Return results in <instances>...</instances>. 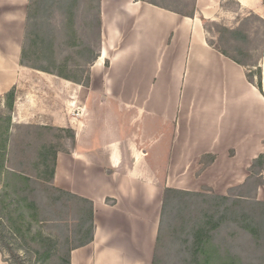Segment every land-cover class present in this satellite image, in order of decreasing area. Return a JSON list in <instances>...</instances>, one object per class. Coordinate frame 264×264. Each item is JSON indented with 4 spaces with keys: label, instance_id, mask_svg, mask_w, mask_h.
Masks as SVG:
<instances>
[{
    "label": "crops",
    "instance_id": "0c3cea01",
    "mask_svg": "<svg viewBox=\"0 0 264 264\" xmlns=\"http://www.w3.org/2000/svg\"><path fill=\"white\" fill-rule=\"evenodd\" d=\"M228 1L195 0L188 17L144 0H100L87 85L25 66L30 0H0L1 114L15 92L10 125L0 119V150L14 126L75 135L58 153L54 185L94 203L95 234L71 264H152L165 188L227 197L245 185L264 153V56L261 91L247 77L254 65L211 46L207 23H231L244 10L264 19V0H236L233 14ZM258 194L264 200V187Z\"/></svg>",
    "mask_w": 264,
    "mask_h": 264
},
{
    "label": "trees",
    "instance_id": "16d2710c",
    "mask_svg": "<svg viewBox=\"0 0 264 264\" xmlns=\"http://www.w3.org/2000/svg\"><path fill=\"white\" fill-rule=\"evenodd\" d=\"M49 1L51 3V7H53L56 0ZM95 1H97L98 10L95 21L97 24V38L100 44V0ZM144 1L188 17H193L196 11V8L194 7L192 12L186 13L184 10L173 6L171 2L167 0H162L161 2L158 0ZM46 2V0H30L29 2V15L27 18L22 63L27 67L57 75L76 83H81V78L79 79L76 76H69L64 72L66 71L65 65H60L59 69L57 68L58 61L56 59L57 56L54 46L55 40L53 39V36L49 34V31L43 33L44 30L39 28L40 33L38 32L34 34L30 32L29 28L33 26L32 22L30 21V19H32L30 15V8L35 6V12H38L39 14H47L50 12L51 8L43 7ZM58 2V5L61 8V14H63L65 18L64 22L66 23L64 32L67 34L65 35L66 40L63 43L69 48L78 47L79 42H77V29L75 24V6L77 4V0H66V2L59 0ZM252 16L253 18L251 19H255L256 21L264 24V19L262 17L258 16L257 14H252ZM47 23L49 22L47 21ZM217 25L219 32L218 40L220 45L218 42L214 43L210 41L211 46L215 47L228 57H231L239 64L246 65L247 62L243 59L247 58L245 55L246 52L244 51V46L239 45V43L241 41L246 43L249 36L245 30H242V24L234 29L227 28L219 24ZM82 45H84V43ZM227 47H233L235 49L234 55L229 53ZM91 49V45L88 44L83 49V52H86L85 56L82 55L81 51L79 52L82 56V61H84L87 66L92 64L98 57L97 53H91ZM31 55L37 57L38 59H42L43 63H38L37 59L36 63H34L35 59L33 62H29L28 59L29 57H32ZM44 63H46V65ZM60 68H63V70H60ZM252 76L256 77V81L255 77L253 78ZM247 77L249 81L256 83L257 87L263 91V76L262 69L260 67L255 75L247 74ZM84 83L88 85L89 80L88 82L84 81ZM6 98L7 108L10 112H12L14 108L15 92L11 91ZM6 122L9 126L11 123L10 116L7 117ZM48 128L49 127L40 128L39 130L41 132L39 135H45L44 131L48 130ZM59 131L67 133L74 143L75 135L70 130L60 129ZM9 136L10 135L8 133L5 134L4 138L6 145L0 150V184H4L5 188H9L11 187V184H13L12 186L17 189L22 183L24 186L20 188H22V190H26L28 187H30L29 184L36 179L37 182H43L44 180L46 183H50L52 185V190L57 193L55 197L56 200L54 202V210H72L73 212V221L76 222L74 230V240L76 245L63 252V247H65L67 243L65 245L62 244L60 238L57 236L56 238L42 237V242L40 244L41 248L36 251V254L38 255V258L44 263L49 261L51 264H71V252L75 249L91 244L94 240V203L89 199L64 191L54 185L57 156L59 153V151L55 149V146L48 144L41 145V148L38 152L40 160L35 163V167L38 170V174H36V176L28 175L27 173L16 168L18 170L17 171L15 170V167L9 166V160L7 157L9 150ZM249 171L251 175L248 177L245 185L240 188H236V195L232 196L233 191H231L230 196L227 197L218 195L210 197L214 198L216 201L218 200L219 204H217V206H213L212 208H201L203 216L202 218H187L185 215L181 214L182 212H185L184 210L179 211V215L177 216L179 217L180 231L182 233L181 235L186 236L185 244L188 245V250H191V253L194 256L193 261L195 264H241L242 260L235 257L233 252H231V249L223 252L221 247L215 244V240L218 239V236H221L223 233H227L229 237L230 235L231 237H237L238 235L242 236V238L244 237V246L246 247L245 254H249L250 257H248V259H250V262L248 263V259H245L243 264H264V202L256 198V192L258 191L259 187L264 185V179L261 175L264 173V153L260 154L256 159L253 160ZM34 191L35 190H31V192ZM28 195L29 194L22 195L21 200L16 202V205H19L18 210L20 211L24 210L25 208L34 210L30 215L29 220L26 221L32 223L34 220H38L35 219V211H39L40 208L36 206V201L28 199ZM179 195L204 196L201 193L186 192L172 188L164 189L160 230L152 264H167V262H165V260H163L164 258L161 256L163 222L168 209L172 207L173 210H178L179 204L176 202V196ZM71 202H73V204H71ZM2 204L3 200L0 199V237L2 238L3 242V246H0V250L4 249L10 253L11 257L15 260L13 264H26L24 260L21 259V257L15 252L13 246L7 240H5V235L3 234L5 226V213L4 210L1 209ZM213 209L216 210L214 215L209 212ZM20 220H23L22 214H20L18 218H13L12 221L10 220L11 231H13L15 235L19 236H22L25 232L30 233L31 228H28L26 231L23 230V228L30 227V225L25 226V224H19L21 223L19 222ZM53 221L56 222V218H54ZM39 235L41 236V234ZM66 239V242H68L70 238L67 236ZM46 241H48L51 246ZM53 251H57L54 255L58 254L59 261H51V257H53Z\"/></svg>",
    "mask_w": 264,
    "mask_h": 264
},
{
    "label": "rangeland",
    "instance_id": "374dc122",
    "mask_svg": "<svg viewBox=\"0 0 264 264\" xmlns=\"http://www.w3.org/2000/svg\"><path fill=\"white\" fill-rule=\"evenodd\" d=\"M46 1L47 2L43 7L51 8L50 12L47 14H39L38 12H35V6L30 8V15L32 18L30 19V21L33 25L29 28L30 32L34 34L38 33L39 28L41 30H44L43 33L49 31V34L53 36V39L55 40L54 46L57 56L56 59L58 61L57 68L59 69L60 65H65L66 71L64 72L69 76H76L79 79L81 78L82 81H90V65L87 66V64L82 61V56L79 52L81 51L82 55L85 56L86 52H83V49L88 44H90L92 47L91 53H98L99 51L100 46L99 40L97 38V24L95 21V17H97L98 14L97 1L77 0V4L75 6V24L77 29V42H79V46L73 48H69L63 43L66 40L65 35L67 33L64 32L66 23L64 22L65 18L63 14H61V8L58 5L59 0L55 1L53 7H51V3L49 0ZM158 1L161 2L162 0ZM167 1L171 2L173 6L184 10L186 13H190L194 10V7L196 8L195 0ZM62 2H66V0H62ZM223 8L225 9V12L229 13H239L240 10V6L236 0H230L226 2ZM244 11L245 12H240V15L238 16L233 15V18L236 19L231 20V23H228L226 20H221L219 22H208L207 29L209 31V40L214 43L218 42L220 45V42L218 40L219 32L217 29V24L231 29L237 28L242 24V30H245L249 37L246 43L244 41H241L239 45L244 46V51L246 52L245 55L247 56V58L243 59L247 62L248 65H254L247 68L248 73L251 75H255L260 67L259 65L261 64L260 59L264 56V24L256 21L255 19H251L253 18L252 14H255L254 12H250V14L247 15L249 12L247 10ZM47 21L49 23H47ZM83 43L84 45H82ZM227 50L231 55H234L235 49L233 47H227ZM34 59V63H36V59L38 63H43L42 59H38L35 56L29 57L28 60L29 62H33ZM44 64L46 65V63ZM60 70H63V68H60ZM252 77L254 78L255 76ZM76 112L77 114L79 113L78 111ZM9 115H11V112L9 110H4L3 114L0 113V119H7ZM40 128L46 127L40 125H30L16 127L14 126V128H12V132L9 134L10 136L8 139L9 150L7 153V157L9 160V166L15 167V170H21L28 175L36 176V174H38V170L35 167V163L40 160L38 152L42 144L55 146V149H57L59 152L71 150L73 141L70 139L67 133L60 132V128L49 127L48 130L44 131L45 135L43 134L41 136L39 135L41 132L39 130ZM85 150H87V148H85ZM89 153L92 154L93 157H96V159H98L96 151L91 150ZM163 154L161 156L162 161L158 162V168H160V170L164 167ZM250 175L251 174L249 171L248 177ZM261 175L264 179V173H262ZM12 185L13 184H11V187L9 188H5L4 184H0V199L3 200L1 209H3L5 213V226L3 231L5 240H7L13 246L15 252L21 257V259L24 260L26 264H51L49 263V261L44 263L42 260H40L38 258V255L36 254V251L41 248L40 244L42 242V237L56 238L57 236L58 238H60L62 244L65 245L67 243L65 247H63L62 245L63 252L68 248L76 245L74 240V230L76 222L73 221V212L72 210H54V202L56 200L55 197L57 193L52 190V185L50 183H46L44 180L43 182H37L35 179L29 184L30 187H28L26 190H22V188H20L24 186L22 185V183L21 186L19 185L17 189ZM261 187H264V185ZM31 190L35 191L31 192ZM258 192L259 189L256 192L257 199L259 195ZM24 194H29L28 199L36 201V206L40 208L39 211H35V219L38 220H34L32 223L26 221L29 220V217L34 210L25 208L24 210L20 211L18 210L19 205H16V202L21 200V196ZM201 194L205 195L176 196V202L179 204L178 210H173L171 207L166 212L163 222L161 256L162 258H164L163 260H165L167 264H195L193 261L194 256L192 255L191 250H188V245L185 244L186 236L184 235V237L181 235L182 233L180 231V222L177 215H179L180 210H184L185 212H182L181 214L185 215V217L187 218H202L203 216L201 208H212L213 206H217V204H219L218 200L216 201L214 198H210L214 197L215 194ZM234 195H236V189H233L232 196ZM260 201L264 202V200ZM71 204H73V202H71ZM216 210L213 209L209 212L214 215L216 213ZM20 214L23 215V220H20L19 222L21 223L19 224H25V226L30 225V227H25L23 228V230L26 231L28 228H31L30 233L25 232L22 236L15 235V233L10 229L11 221L13 220V218H18ZM54 218H56V222L53 221ZM39 234H41V236ZM67 236L70 238L68 242H66ZM243 238L239 235L237 237H231L230 235L229 237L227 233H223L221 236H218V239L215 240V244L220 246L223 252L231 249V252H233L234 256L240 258V260H242L241 264H243L244 260H247L248 257H250L249 254H245L246 247L244 246ZM46 242L51 246L48 241ZM0 246H3L1 237ZM1 252L5 263L13 264L15 260L11 257L10 253L4 249H2ZM56 252L57 251H53V257H51L52 262L59 261L58 254L54 255ZM247 262L249 263L250 259H248Z\"/></svg>",
    "mask_w": 264,
    "mask_h": 264
}]
</instances>
